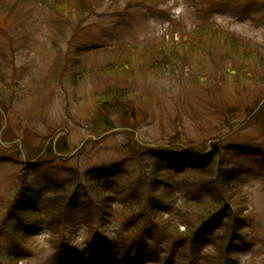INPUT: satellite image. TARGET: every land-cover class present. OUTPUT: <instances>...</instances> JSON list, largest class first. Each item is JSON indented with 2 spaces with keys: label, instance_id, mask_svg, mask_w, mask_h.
Returning a JSON list of instances; mask_svg holds the SVG:
<instances>
[{
  "label": "rangeland",
  "instance_id": "1",
  "mask_svg": "<svg viewBox=\"0 0 264 264\" xmlns=\"http://www.w3.org/2000/svg\"><path fill=\"white\" fill-rule=\"evenodd\" d=\"M203 24L217 29L201 33L202 50L188 36ZM228 34L264 52V0H0V264H187L188 247L167 252L161 224L175 212L200 226L196 197L216 214L200 264L221 258L222 240L231 248L213 264H264V83L232 71ZM131 131L148 146L206 147L211 174L171 148L142 149ZM55 141L78 152L59 158ZM221 165L240 185L217 182ZM87 189L108 191L116 210L135 202L138 234ZM25 202L68 206L73 224L34 228L40 219L18 210Z\"/></svg>",
  "mask_w": 264,
  "mask_h": 264
},
{
  "label": "trees",
  "instance_id": "2",
  "mask_svg": "<svg viewBox=\"0 0 264 264\" xmlns=\"http://www.w3.org/2000/svg\"><path fill=\"white\" fill-rule=\"evenodd\" d=\"M209 26H212L213 29H217L213 24L212 25H205L203 24L201 26L200 29H197L199 31L196 32L195 35H191L188 36L190 39V37H198L200 40L198 42V46L197 48H202V50L205 48L204 46V42L203 40L200 38L201 37V33L203 31H205L204 29L206 28H210ZM194 34V33H192ZM229 35V34H228ZM231 38L229 39V43H225L226 46H231L233 50H231L232 54L229 55L230 57L233 58L232 62H234L232 64V71L238 76L244 75L245 77H249L256 79L258 82L260 83H264V55L262 53V49L260 46H241L240 43H236L238 42L237 37L235 36H231L229 35ZM188 39L186 38H182V40L184 41H188ZM201 43V44H200ZM179 44V43H178ZM167 45V44H166ZM164 45V47L166 46ZM176 45V43L174 44ZM191 47H196L193 44H190ZM217 46V45H216ZM163 48V47H162ZM239 49V51H238ZM239 52V57L236 58L237 56V52ZM134 51V50H133ZM262 52V53H261ZM170 56H176L175 53L173 52V50L170 49L169 51H166L163 54V58L166 59L169 63V57ZM230 62V63H232ZM238 64H241L239 67L237 66ZM228 67V66H226ZM112 97H115V94H110L109 92H105L103 94H100V102L101 103H106L107 101H109ZM136 143V142H135ZM134 144V143H133ZM137 145V144H136ZM179 144H169L167 148H171L173 151H176L177 153H179V157L182 160V164L184 166L185 163H188L187 167L188 168H193L195 171L198 172L199 176L202 177V179L204 177H206L208 174H211L210 171V167L211 166V160L210 158H206L203 160H198V159H191L190 157V153L192 152L193 155L197 157H201L203 154H205L206 152V147L203 146H199L198 148H194L192 150H187V148L185 149V147L182 146H178ZM167 148L164 149H152L150 151H161V150H167ZM58 151L60 153V151L65 152L64 149V144L63 142H59L58 144ZM191 151V152H190ZM186 166V165H185ZM119 170L118 168H114V170H108L105 172V174L103 175V177H105V179H110L112 176L111 174L115 171ZM155 175H158V173L160 174L159 177H162V173L159 169L154 170L153 172ZM221 179L223 180V182L225 184H228L230 186L233 187H237V184L240 185V183L238 182V180L230 173L225 172V168L221 165L219 168V176L217 177V182H220ZM211 183H215L216 180H211ZM200 185H203V183H200ZM205 188H210L209 186H204ZM203 187V188H204ZM168 194L166 195L167 199L170 196L169 192H170V186L168 185L167 187ZM223 189V188H222ZM91 189H87V193L88 195H91L92 192H95L99 195L98 196V202L99 204L104 208V212L107 211V213H120L123 212V215L128 216L130 223H128V231L129 234H138L139 228L137 223L134 220V213H133V209L135 208L134 203L132 201H125L124 205L122 206L121 210L120 209H113V206H111V200L113 199L108 191H90ZM153 190L155 192H153V194L156 193V190L153 188ZM203 191H205L203 189ZM210 193V192H209ZM90 198V200L92 201V203L94 204L95 200L93 201V198L88 196ZM223 197V195H222ZM189 199V198H188ZM193 201L192 204L195 205L196 208V213L197 215H199L200 217H202L203 219V223L200 222V226L198 227H194L193 225V221L189 220V218L185 217V216H178L175 212H174V216H176V218H172L171 221H173V224L171 222H166V223H162V230L164 232V236L167 237L165 242H166V246H167V252L170 251V249L172 248L173 245L177 244V246H180L184 249V247H188V251L191 252L189 253V257H188V262L187 264H198L200 261H202V257H201V253L198 250L199 244L202 240H204L205 238L209 237L211 235V229H212V224L213 221H215L214 216H212L210 218V215L207 214V205L205 202V198L203 197H196L195 200H191ZM152 203H147V208L148 209H154L153 206H151ZM190 204V203H189ZM18 210L20 211L21 214H29L31 215V217L38 218L40 219L36 225H34V228L37 227V225L42 224L44 222H41V219H46L49 220V222L52 224L53 226V221L58 220L57 221V225H66V224H73V210L72 209H68V206H63L60 205L58 202H55L52 204V206L47 209L45 212L41 211H32L30 209V207H28L27 204H23L21 206H18ZM231 210H233V208L231 206H228ZM100 208V206H99ZM120 210V211H119ZM152 211V210H151ZM235 213V210H233ZM101 212V211H99ZM153 213H160L159 211H152ZM111 213V214H112ZM242 214V213H240ZM239 214V215H240ZM206 215V216H205ZM105 218H108L107 215H103V220ZM106 220V219H105ZM153 222H155V225H157L158 223V218H153ZM56 225V226H57ZM159 225V223H158ZM160 226V225H159ZM184 226L186 231L185 233H181L180 229L181 227ZM233 231L235 232L233 235H240L241 236V232L239 231V228L237 227V225H235ZM231 229L229 228L227 232H225V237L229 236L231 234ZM177 235H181L182 239H177L176 241H174L175 237ZM226 242L224 240L222 241H218L215 246H214V254L216 256H219L221 258H218V260L212 258V260H207L206 264H213L214 262H219V260L223 258V254L225 253V251L230 250L231 247H225ZM126 252V249L123 248V252H122V256L123 254ZM122 256H120V258H122ZM228 260L229 258L226 257V261L227 263H223V264H228ZM64 264V263H63ZM200 264V263H199Z\"/></svg>",
  "mask_w": 264,
  "mask_h": 264
}]
</instances>
